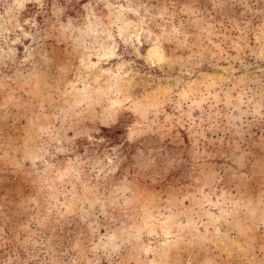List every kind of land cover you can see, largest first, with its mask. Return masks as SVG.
<instances>
[{"label": "rangeland", "instance_id": "374dc122", "mask_svg": "<svg viewBox=\"0 0 264 264\" xmlns=\"http://www.w3.org/2000/svg\"><path fill=\"white\" fill-rule=\"evenodd\" d=\"M0 264H264V0H0Z\"/></svg>", "mask_w": 264, "mask_h": 264}]
</instances>
